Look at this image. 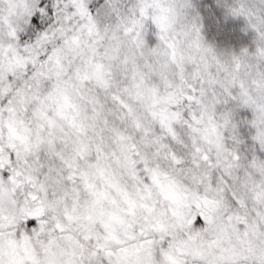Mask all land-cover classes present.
Listing matches in <instances>:
<instances>
[{
	"label": "snow or ice",
	"instance_id": "1",
	"mask_svg": "<svg viewBox=\"0 0 264 264\" xmlns=\"http://www.w3.org/2000/svg\"><path fill=\"white\" fill-rule=\"evenodd\" d=\"M0 264H264V0H0Z\"/></svg>",
	"mask_w": 264,
	"mask_h": 264
}]
</instances>
